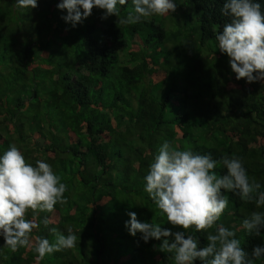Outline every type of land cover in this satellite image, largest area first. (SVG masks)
Returning a JSON list of instances; mask_svg holds the SVG:
<instances>
[{
	"label": "trees",
	"instance_id": "1",
	"mask_svg": "<svg viewBox=\"0 0 264 264\" xmlns=\"http://www.w3.org/2000/svg\"><path fill=\"white\" fill-rule=\"evenodd\" d=\"M60 2L26 10L0 0V155L14 144L26 162L50 164L68 189L53 212L26 214L40 224L28 246L12 252L0 236V264H175L158 250L162 240L145 242L125 227L135 212L140 222L184 231L145 192L149 165L164 141L211 155L218 176L226 172L221 158L235 155L264 191V80H237L218 48L215 36L231 22L221 14L225 0H180L168 15L120 25L127 0L120 17L102 19L104 10L93 8L74 27ZM254 2L264 13V0ZM224 194L219 221L194 233L198 248L223 225L250 254L264 245V230L249 235L242 220L264 207ZM52 227L65 235L71 227L77 244L38 260L34 242H53Z\"/></svg>",
	"mask_w": 264,
	"mask_h": 264
},
{
	"label": "clouds",
	"instance_id": "2",
	"mask_svg": "<svg viewBox=\"0 0 264 264\" xmlns=\"http://www.w3.org/2000/svg\"><path fill=\"white\" fill-rule=\"evenodd\" d=\"M127 0H61L60 10L65 22L74 27L87 18L93 8L102 9L103 18L120 17L118 5ZM19 9L37 7V0H16ZM174 0H132V8L118 20L120 25L140 23L152 16H164L175 12ZM221 14L230 17L223 31L216 34L218 48L226 53L236 79L246 82L264 80V13L261 4L254 0H225ZM217 161L208 154H194L190 149L177 150L164 141L158 154L144 176V190L165 216L168 223L184 231L162 229L158 224L140 222L135 212H128L125 221L128 233L147 242L150 238L162 240L158 250L173 254L175 264H253L264 256V245H255L249 254L236 238L234 230L217 227L209 232L207 243L198 248L199 237L194 233L212 229L219 221L228 198L232 193L245 202H254L257 208L264 207V191L255 178L250 180L242 160L233 155L223 156L219 163L226 172L217 175ZM65 183L53 172L50 164L37 160L35 165L26 162L22 152L12 144L0 155V236L4 246L12 252L29 245L30 234L40 226L37 220L26 219L31 210L34 217L40 212H53L57 204L67 203ZM43 225H49L45 217ZM242 228L249 235L259 236L264 230V212L253 211L242 220ZM194 229V231H189ZM55 240L37 237L33 251L37 259L46 255L71 249L77 244V236L71 227L67 234L55 227L49 229Z\"/></svg>",
	"mask_w": 264,
	"mask_h": 264
},
{
	"label": "rangeland",
	"instance_id": "3",
	"mask_svg": "<svg viewBox=\"0 0 264 264\" xmlns=\"http://www.w3.org/2000/svg\"><path fill=\"white\" fill-rule=\"evenodd\" d=\"M180 0H174V2H179ZM195 23V21L192 19L191 21H187V25H193ZM194 131H196L195 129L193 130V132ZM177 143V142H176ZM255 264H259V262L258 263H255Z\"/></svg>",
	"mask_w": 264,
	"mask_h": 264
}]
</instances>
